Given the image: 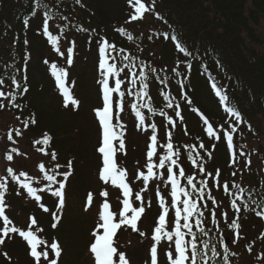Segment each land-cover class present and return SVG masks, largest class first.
<instances>
[{"label": "snow or ice", "instance_id": "obj_1", "mask_svg": "<svg viewBox=\"0 0 264 264\" xmlns=\"http://www.w3.org/2000/svg\"><path fill=\"white\" fill-rule=\"evenodd\" d=\"M75 2L83 6L81 0H75ZM127 4L131 11L125 23L143 21L146 14L154 13L155 0H150L147 3L145 0H127ZM39 7H41L40 0H36L32 12L33 16L36 15ZM43 7H47V5L45 4ZM155 16L157 19H163L159 13H155ZM53 19L54 13L45 11L38 34L46 38L52 51L66 59L67 68L59 67L53 62L50 64V71L55 79L56 88L63 97V107L68 108L71 106L77 109L80 101L74 97L71 89L67 86L68 68L73 64L75 41L69 42L71 46H66V52L62 50L61 40L66 36L68 25L63 27L53 26L50 24ZM65 19L67 18L65 17ZM24 24L27 28L29 21L25 19ZM57 28H59V34L54 35ZM77 31L89 32L88 29L83 27H78ZM95 31V29H92L89 33L90 42L91 34ZM115 31L121 36H126L128 40H133V35L124 27L116 28ZM159 35H162L165 40L171 39L178 53L183 54L185 57L192 55L175 34L169 36V33H160ZM148 38L151 40L152 36L150 35ZM24 43L27 45L29 42L25 40ZM96 43L98 45V70L100 74L97 84L100 86L102 106L94 108L93 112L100 128V139L96 148L100 157L98 179L105 186L100 191L99 196L105 199L99 206L98 221L91 233L93 240L88 247L94 264H130L125 253L118 250L116 237L123 228H130L141 237L148 235V233L139 229L138 223L146 214V210L152 206L151 201L145 202L142 195V193L149 190L152 181H159L156 187V200L160 212L151 231V264H160L159 254L161 251L167 258V264H217L218 258L222 259L223 264H230V257L236 256L237 253L224 243L222 234L218 237L219 249L222 252L218 250L216 244L211 242L210 233L212 229L207 227L209 218L216 232L221 233L219 217H223L227 227L233 230L234 239L231 241L232 244H237L244 239L240 231L242 212L251 211L260 219H264V199L256 201L253 199L252 192L247 191L235 181L231 183L228 181L221 182V169L216 168L213 172L207 167V162L213 159L216 143L221 139L226 142L231 156L229 167H235L239 163L237 155L247 157L248 154L242 150L244 145L237 146L234 141V134L238 132L239 126L244 123L241 114L225 103L227 97L220 92L213 82L212 87L216 90V94L220 97V102L224 106V111L230 118L225 122L227 128L224 125L214 126L209 118L193 104L186 90L184 81L188 77L180 71V68L181 65L190 68V61L177 59L171 71L177 77L179 101L170 91L161 90L159 93L164 104L159 109L158 115L166 122L164 125L166 129L164 142L161 143L158 124L156 122L149 123V116H146L145 112L150 114L151 117L157 115V109L154 107L153 98L150 95V75L154 76L164 88H169L167 75L161 79L157 68L145 64L143 60L137 63V57L126 53L123 48L117 49L114 43H110L103 36H100ZM117 57H120V59L117 60ZM24 59L26 65L29 54L26 53ZM43 62L46 65L49 64L47 59ZM161 71L166 72V69H161ZM122 73L127 77V81L122 78ZM10 79L13 90L7 93L3 90L5 80L0 79V110H5L9 105L20 109L21 105L16 103L17 98L18 96L23 97L29 91L26 83L27 76H24L25 82L23 84L15 75L11 76ZM126 96L134 97L130 102V110L134 114L137 131L142 133L151 132V135L148 136L146 161L141 166L146 171L138 167L135 172V179L141 180L143 187L135 193L129 179V171L118 163L117 156V153L126 155L125 134L127 129L121 120V113L126 108ZM180 101L186 104L188 110L195 113L202 121L204 133L210 140H214L211 149L205 146L203 139L200 137L196 138L198 143L194 144L184 143L178 147L173 143V131L178 126H183L185 136L189 135ZM165 109L171 110L174 116L169 115ZM16 119L20 121L21 127L10 128L7 132V140L13 145L18 143L16 138L23 136V130H27L30 126H35L38 123L35 114L30 115L25 120H20L19 116ZM52 140L53 137L44 132L39 138L32 141L33 146H40L35 148L37 153L49 157L48 162L40 161L37 164V173L29 175L27 171L14 170L11 166L6 168V172L11 181L18 185L23 192H26L27 197L31 198L43 212L50 213L53 220L51 228L56 229L61 220L59 210H62L65 206L66 182L73 173V162L71 160H68L65 164L59 162L58 153L54 149L49 151ZM238 148L239 151H237ZM185 152L187 161L191 164V169L183 166ZM15 156L26 157L27 154L21 152L17 147H11L3 154V159L12 162ZM205 157H207V160H205ZM250 164L251 160L246 158L245 168H249ZM231 175L236 176L237 171H233ZM36 177H40V179ZM160 184L170 189L167 195L162 193ZM109 186L121 191L123 199L120 200V197H117V200L122 204V208L118 213L113 210L112 204L107 199L110 195ZM8 188V180L0 176V222H2V226H0V255L11 264L12 257L7 251L3 250V246L6 240H12L15 236H19L25 242L27 255L32 264H60L64 251L63 247L56 238L50 241L41 238L39 234L43 233L44 230L38 225L34 215L29 216L25 227L21 228L15 226L6 214V209L9 207L6 203ZM213 189L218 192L222 191L223 195L228 198L229 206L235 213L230 223H228V212L221 210L222 199L213 192ZM44 194H50L51 197L55 198V208L58 211H51L49 207L41 203ZM17 195H21V192L18 191ZM249 201H251V204ZM137 202L138 206H134V203ZM209 202H211V207H209ZM92 203L93 194L90 192L87 196L85 211L92 206ZM206 237L208 239H205ZM259 238L264 240V232L260 233ZM164 241L167 242L166 248L161 247ZM245 247L249 252L253 251L251 244H246ZM116 257H118V260L114 259ZM257 259H260V257H257Z\"/></svg>", "mask_w": 264, "mask_h": 264}, {"label": "trees", "instance_id": "obj_2", "mask_svg": "<svg viewBox=\"0 0 264 264\" xmlns=\"http://www.w3.org/2000/svg\"><path fill=\"white\" fill-rule=\"evenodd\" d=\"M98 2L99 0H81L83 5L81 6L75 0H40L41 7L33 16L36 0H0V79L5 80V85H8L9 78L13 74V71L7 66H19L18 70L20 71L22 62L19 61L26 53L29 54V51H33L34 41L39 37L36 32L39 30L37 19L40 18V10L50 11L54 13L56 23L63 26L68 25L66 31L74 30L75 26L86 28L89 33L95 29L94 34L103 35L116 47L125 49L126 53L137 51L144 54L152 66L160 65L158 63L160 62L161 67L159 68L166 69V72L160 71V76L164 78L167 75L169 83L175 88L178 87L177 77L171 69L175 66L177 59L190 61L191 67L187 72L188 79L184 83L192 101L197 98V91L202 85V70L204 68L201 65L211 64L210 66L215 71L224 69L228 79L229 100L241 111L247 121L246 126L242 127V138L244 136L254 140L255 138L257 140L264 138V52L260 50L261 46L264 48V34L255 27L258 25L259 17L264 15V0H155L154 13L146 14L143 21L133 23L119 21V15L115 14L113 17L106 4H100L102 7L99 9ZM45 4L47 7H43ZM155 13H159L163 19H157ZM25 19L29 21L27 28L24 24ZM115 23L127 31L144 33L134 35L135 40L130 41L131 46H127L118 41L119 37L113 26ZM150 27L151 29H149ZM163 31L175 34L192 55L185 57L178 53L175 47L168 49L169 42L160 47V54H154V51L149 50L148 46L153 45L148 38L150 35L146 33L153 34L151 40H155L154 35H159ZM140 38L144 43L140 41ZM25 40L29 42L27 45L24 43ZM156 59L159 60L156 61ZM216 64L221 68H217ZM181 69L183 74L186 73L184 65ZM153 79L154 77L150 76V95L158 104L160 96L157 94L156 88L162 89V87ZM192 92H195V96L192 95ZM178 93L177 88V93H175L177 100H179ZM23 101L33 104L34 107L30 108L31 105H29L21 107L20 110L13 109L14 113L23 117L35 114L38 121L37 129H43L41 128L44 127L41 114L42 116L46 115V110L36 107L39 102L35 98L32 100L27 97V100ZM211 113L217 118L220 117L213 111ZM217 162L218 160H212L209 168H215ZM221 172L226 177L230 176V173ZM255 183L257 184L250 185V192L264 199V190L258 186L257 180ZM7 200L12 204V197L7 196ZM14 203L20 207L24 214L28 210L35 211L31 204L25 206L15 200ZM249 203L251 204V201ZM45 214V219L40 222L49 225L52 216L50 213ZM67 219L66 215L62 218L59 227L60 233H57L60 241L63 240L65 248L66 242L62 229ZM43 230L45 237L50 241L52 239L51 230L48 227ZM210 238L212 243L217 240L216 235L211 234ZM13 242L23 247V244L18 240L9 243ZM8 254L12 255L13 251ZM25 257L26 255L23 260H26ZM11 263L20 264L21 260L12 258ZM0 264L9 263L0 256Z\"/></svg>", "mask_w": 264, "mask_h": 264}, {"label": "rangeland", "instance_id": "obj_3", "mask_svg": "<svg viewBox=\"0 0 264 264\" xmlns=\"http://www.w3.org/2000/svg\"><path fill=\"white\" fill-rule=\"evenodd\" d=\"M125 1L127 0H99L98 7L100 4H106L107 7L111 10V14L114 17L115 14L121 13L125 9ZM258 31L264 34V15L259 17L258 25H256ZM73 38L78 41V36L71 35ZM65 45H62V49ZM161 44L153 46V50L159 51ZM36 48V46H35ZM37 49V48H36ZM42 50V51H41ZM81 50V52H80ZM87 50V49H85ZM84 50V45L78 48V56L75 57V64L70 70L72 76L77 79V91L82 101L85 105L83 110H80L77 113H74L72 110H63L59 105L58 98L48 94L45 89H51V83L46 75L44 66L41 64V57L48 55L46 49L36 50L34 58L31 60V87L34 88L33 98H36L37 104L39 107H42L46 110L47 118L46 125L50 128L56 129L61 128L59 133H62V137L57 139L56 144L53 143V147L60 155L62 161L68 160L74 161L75 172L70 177L68 181V196L67 200V214L64 213V217L68 218L65 225L63 226L64 240L66 242V249L61 258L60 264H90V257L86 250V244L90 238V231L93 224L94 216V206L85 211L86 203L84 202V196L87 190H92L94 194L97 193V190L101 188L102 184L97 178V168H98V158L95 154V146L98 143V132L91 118V108L93 106L99 105L98 102V89L94 83L96 78V68L94 54L87 53ZM261 52H264V48L261 46ZM84 56V57H83ZM87 56V58H85ZM44 86V88H43ZM82 96H81V94ZM86 94V95H85ZM210 90L205 86V83L202 82L200 89H198L196 101L199 106L211 114L212 111L217 110V105L212 98ZM251 103V101L249 100ZM11 121L14 122L13 117H10L6 110H0V125L4 123L10 124ZM26 133V132H24ZM59 133L56 135L59 136ZM134 135V134H133ZM28 136V134H27ZM4 135L2 139L0 138V176L4 177L2 167L4 165L3 153L4 148L8 149L11 147H19L20 151L26 153V157L17 156L14 161L13 168L19 170H25L30 173H35L34 164L41 160L37 152L31 148L23 139L18 140V143L13 145L12 143L6 141ZM131 138V136L129 137ZM246 146L248 151L250 149L256 150L258 145L261 147V154L259 157L256 154H251L250 157L255 159V171L253 174H249L246 170V173L249 176V180L255 178L259 182L264 183V175L262 167H264V140L260 143L252 142L251 144L246 141ZM138 149L137 147L133 148L135 153ZM217 158L222 157V160H226L225 150L223 145L220 144L217 146ZM239 161V160H238ZM240 164L243 163L239 161ZM245 167V166H244ZM242 170L241 173L244 171ZM262 172V173H261ZM240 173V176L243 175ZM243 179L248 182V177L244 175ZM159 181H155L153 186H157ZM149 201L152 202V199L149 198ZM92 205L98 207V201L93 200ZM223 205V204H222ZM17 222H22L19 218ZM252 220L247 217V220L242 224V232L246 231L249 227L252 231L248 232V235L254 236L251 239L255 243V238L258 233V227H252ZM57 233H60V229H57ZM241 241L237 244H230L229 247L232 251L237 253L236 256H231L230 261H233L234 264H256L254 259V254L243 249V243ZM62 245L64 246L63 240ZM6 247V246H5ZM13 249V247H10ZM65 248V246H64ZM253 248L255 250L264 251V240L255 243ZM135 249V246L132 247V250ZM4 250V247H3ZM16 250V249H14ZM13 250V251H14ZM259 250V251H260ZM23 262V261H22ZM25 264H30L29 260L24 261Z\"/></svg>", "mask_w": 264, "mask_h": 264}]
</instances>
